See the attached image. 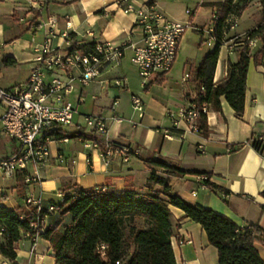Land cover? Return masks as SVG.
I'll return each instance as SVG.
<instances>
[{
    "label": "crops",
    "instance_id": "obj_1",
    "mask_svg": "<svg viewBox=\"0 0 264 264\" xmlns=\"http://www.w3.org/2000/svg\"><path fill=\"white\" fill-rule=\"evenodd\" d=\"M150 1L167 19L189 25L171 71L142 88L137 68L130 62L132 51L127 48L119 65L99 81L85 87L77 86L71 96L76 103V114L73 124L65 128V135H89L84 117L101 116L109 124L107 138L128 147L130 152L114 154L106 160L102 154L104 138L97 139L98 147L85 148L83 139L67 137V143L56 142L50 146L51 158L38 171L39 183L24 182L26 176L35 174L30 164L13 178L7 179L0 174V206L27 212L29 207L25 199L33 194L40 197L43 207L47 208L58 203L56 192H69L75 188L133 189L145 195L152 168L159 177H168L165 170L149 164L150 161H162L180 171L194 173L169 176L167 186L172 193L191 205L228 218L239 228L253 226L264 231V141L259 143L260 151L252 145L256 137H264V67L249 60L243 109L237 115L232 98L217 97L215 89L227 81L228 67L239 61L241 50L230 49L227 45L220 47L213 74L214 86L207 92L205 103L208 133L203 136L191 124L179 120V112L189 108L196 94L192 72L212 51L201 49L199 30L214 26L212 13L224 0L130 2L138 8ZM124 6L120 0H0V87L11 89L27 81L34 49L43 43L45 25L50 19L56 22L55 35L51 39L53 48H68L65 33L73 43L80 45L92 44L93 40L108 41L115 46L138 43L140 33L134 27L135 16L124 13ZM262 14L264 11L258 1L248 2L237 14H230L226 20H235L237 26L234 30L226 29L224 42L253 30L260 24ZM86 31H92L93 36L86 35ZM4 59L13 62L5 64ZM11 68L25 72V78L15 82L6 77L3 72ZM115 79L123 80L125 86L115 87ZM3 81L8 83L4 85ZM131 95L138 97L144 105L142 118L132 109ZM114 101L117 105L113 111ZM114 115L125 121L121 124L113 122ZM74 140L81 143L76 145ZM15 149L7 138L0 137V157ZM58 156L65 160L64 164L58 163ZM205 176L217 190L201 186L206 184L203 182ZM161 189L159 185L152 187L153 191ZM169 209L174 226L171 246L176 264H218V252L209 244L203 228L185 218L181 210ZM57 215L45 217L44 229L60 221L62 224L69 222V217L61 219ZM255 249L264 261V244H256ZM15 253L17 264H55L50 244L40 236H24ZM0 264L11 263L0 256Z\"/></svg>",
    "mask_w": 264,
    "mask_h": 264
},
{
    "label": "trees",
    "instance_id": "obj_2",
    "mask_svg": "<svg viewBox=\"0 0 264 264\" xmlns=\"http://www.w3.org/2000/svg\"><path fill=\"white\" fill-rule=\"evenodd\" d=\"M252 1H258L264 11V0H224L217 5L218 19L214 22L217 43L192 72L196 82L195 103L199 107L206 103L207 92L214 86L213 74L224 42L223 31L228 28L226 19ZM247 34L250 38L258 39L257 47L250 53L244 48L239 61L229 65L227 81L215 89L217 97L226 95L232 98L237 115L243 109L249 60L253 59L256 65L264 67V14L260 24ZM86 46L91 47L92 44ZM12 62L11 59H4L5 64ZM201 87L204 92L200 91ZM196 127L203 136H207L206 114L199 115ZM56 136L58 139L78 137L97 140L92 134L57 133ZM252 145L260 151L259 143ZM149 164L165 170L168 177L194 174L180 171L162 161H150ZM168 177H159L152 168L146 183L148 193L145 195L133 189L115 191L107 187L65 191L64 202L58 205L56 213L61 219L69 217V222L62 224L60 221L48 226L39 235L50 244L55 264H115L117 261L123 264H176L171 246L174 226L170 207L181 210L185 218L203 228L209 244L218 252V264H264L255 249L256 244H264V231L253 226L239 228L228 218L210 209L187 203L171 192L167 186ZM207 177V188L217 190L207 182ZM154 185L162 189L153 191ZM33 222L28 211L8 210L0 206V256L11 264H17L15 250L23 237L36 236ZM101 246L105 247L103 251Z\"/></svg>",
    "mask_w": 264,
    "mask_h": 264
},
{
    "label": "built area",
    "instance_id": "obj_3",
    "mask_svg": "<svg viewBox=\"0 0 264 264\" xmlns=\"http://www.w3.org/2000/svg\"><path fill=\"white\" fill-rule=\"evenodd\" d=\"M131 0H120L125 3L122 7L124 13H132L135 16L134 27L140 33V40L136 44H123L115 46L111 42L93 40L92 46L73 43L65 33L67 49L53 48L52 37L55 35V20L50 19L46 23V34L43 43L35 48V54L31 62L30 74L27 81L11 89L0 87V137L4 136L15 145L16 149L9 155L0 157V174L10 179L15 174L30 164L34 168V175L26 176V184L39 183L38 171L47 165L51 158L50 146L53 143H67L68 138L58 139L57 133H65V128L73 124L76 114V103L71 96L77 86H87L91 82L99 81L101 77L112 68L119 65L127 48L132 51L130 62L137 68L140 86L146 88L152 80L168 74L175 62L180 48L182 37L189 27L188 24L167 19L155 7L154 2H147L135 8ZM189 13V11H187ZM217 10L212 13V21H217ZM228 29H236V21L226 20ZM226 30L223 31V36ZM86 35L93 36L92 31H86ZM201 41L207 47H214L217 43L214 26L199 30ZM258 39L250 38L246 33L241 36H233L223 45L228 48H244L252 52L258 44ZM187 77V76H186ZM113 85L117 88L125 86L124 81L115 79ZM204 92V88H200ZM194 95L188 109L179 112V120L192 125L197 130L196 120L200 114H206L205 103L200 107L195 103ZM80 101V100H79ZM78 101V102H79ZM133 111L142 118L144 105L142 101L130 96ZM117 101L112 104L115 110ZM173 117L172 114H169ZM112 121L121 124L124 118L114 115ZM85 127L89 134L96 139L104 138L102 142V154L109 160L114 154L125 155L130 152L128 147H122L107 138L109 124L101 116L90 115L84 117ZM165 134L167 132L165 131ZM264 141V137H256L253 143ZM85 148L98 147V140H84ZM59 164L65 160L57 157ZM205 178L203 182H205ZM206 188V184L201 185ZM104 190V189H103ZM66 192H56L58 203H52L47 208L43 207L42 199L30 194L25 199L29 207V216L34 219L32 227L37 231L36 236L44 233V219L58 211V205L64 202ZM35 236V237H36ZM28 237V236H27ZM182 242H180L181 244ZM105 249L101 246V250ZM115 264H123L117 261Z\"/></svg>",
    "mask_w": 264,
    "mask_h": 264
},
{
    "label": "rangeland",
    "instance_id": "obj_4",
    "mask_svg": "<svg viewBox=\"0 0 264 264\" xmlns=\"http://www.w3.org/2000/svg\"><path fill=\"white\" fill-rule=\"evenodd\" d=\"M261 18H262V16H261ZM188 29V28H187ZM186 29V30H187ZM186 32V31H185ZM199 36H200V34H199ZM203 44V43H202ZM258 45V44H257ZM201 49H203V50H205V49H213V48H210V47H207L206 45H202L201 46ZM179 50H180V48H179ZM4 73V75L6 76V77H9V78H11V79H13V81H15V82H20V81H22L24 78H25V76H26V73L25 72H18V70H17V68L16 69H14V68H11V69H8V70H6L5 72H3ZM12 81V82H13ZM8 82H5V81H3V84L5 85V84H7ZM2 115V110H1V108H0V116ZM82 123H84L83 121H82ZM73 143H75L76 145H79L80 143H81V141L80 140H74V142Z\"/></svg>",
    "mask_w": 264,
    "mask_h": 264
}]
</instances>
